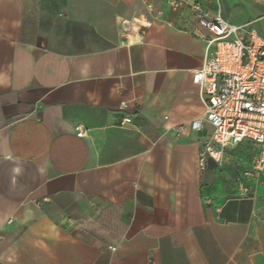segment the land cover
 Instances as JSON below:
<instances>
[{
    "label": "crops",
    "instance_id": "0c3cea01",
    "mask_svg": "<svg viewBox=\"0 0 264 264\" xmlns=\"http://www.w3.org/2000/svg\"><path fill=\"white\" fill-rule=\"evenodd\" d=\"M196 1L264 37V0ZM207 36L168 0H0V264H264V185L197 167Z\"/></svg>",
    "mask_w": 264,
    "mask_h": 264
},
{
    "label": "built area",
    "instance_id": "2783aa9c",
    "mask_svg": "<svg viewBox=\"0 0 264 264\" xmlns=\"http://www.w3.org/2000/svg\"><path fill=\"white\" fill-rule=\"evenodd\" d=\"M168 4L173 9L187 6L197 12L198 25L208 33L203 64L193 74L205 108L202 116L188 123L195 131H201L206 124L212 127L210 140L198 151L197 167L204 170L208 159L222 165L227 150L246 144L252 149L251 160L235 176L234 183L238 196L254 195L252 183L264 185V37L248 24L226 21L219 11L214 17H207L196 0H168ZM149 11L155 19L161 18L160 10L149 7ZM133 22L139 26L141 36L147 27L146 20ZM120 107L123 109L125 102ZM130 122V117L124 115L120 125ZM184 126L176 125L175 132L180 134ZM75 131L79 137L86 133L81 125Z\"/></svg>",
    "mask_w": 264,
    "mask_h": 264
},
{
    "label": "rangeland",
    "instance_id": "374dc122",
    "mask_svg": "<svg viewBox=\"0 0 264 264\" xmlns=\"http://www.w3.org/2000/svg\"><path fill=\"white\" fill-rule=\"evenodd\" d=\"M233 158L230 160V166L234 173H237L245 168L250 163L252 149L247 145L234 147L229 151Z\"/></svg>",
    "mask_w": 264,
    "mask_h": 264
},
{
    "label": "bare ground",
    "instance_id": "6f19581e",
    "mask_svg": "<svg viewBox=\"0 0 264 264\" xmlns=\"http://www.w3.org/2000/svg\"><path fill=\"white\" fill-rule=\"evenodd\" d=\"M127 28V27H126Z\"/></svg>",
    "mask_w": 264,
    "mask_h": 264
}]
</instances>
